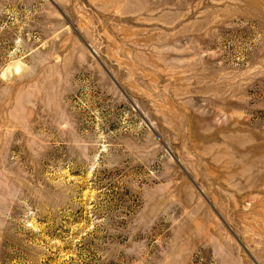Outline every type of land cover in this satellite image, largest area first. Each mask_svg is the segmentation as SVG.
Instances as JSON below:
<instances>
[{"label": "rangeland", "instance_id": "374dc122", "mask_svg": "<svg viewBox=\"0 0 264 264\" xmlns=\"http://www.w3.org/2000/svg\"><path fill=\"white\" fill-rule=\"evenodd\" d=\"M0 264H264V0H0Z\"/></svg>", "mask_w": 264, "mask_h": 264}]
</instances>
